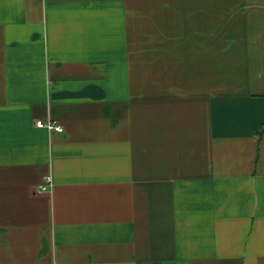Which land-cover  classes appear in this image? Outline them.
Segmentation results:
<instances>
[{"label": "crops", "instance_id": "obj_1", "mask_svg": "<svg viewBox=\"0 0 264 264\" xmlns=\"http://www.w3.org/2000/svg\"><path fill=\"white\" fill-rule=\"evenodd\" d=\"M263 130L264 0H0V264H264Z\"/></svg>", "mask_w": 264, "mask_h": 264}, {"label": "built area", "instance_id": "obj_2", "mask_svg": "<svg viewBox=\"0 0 264 264\" xmlns=\"http://www.w3.org/2000/svg\"><path fill=\"white\" fill-rule=\"evenodd\" d=\"M37 127L39 128H42V129H46V130H49V131H56V132H59V133H62L64 130H62V128L58 125H56L55 123H51V122H48V123H44L43 121H38L37 123ZM52 183L51 179L49 178L47 181H46V185H41L40 188L38 189L39 191H46L47 187L46 186H50Z\"/></svg>", "mask_w": 264, "mask_h": 264}, {"label": "trees", "instance_id": "obj_3", "mask_svg": "<svg viewBox=\"0 0 264 264\" xmlns=\"http://www.w3.org/2000/svg\"><path fill=\"white\" fill-rule=\"evenodd\" d=\"M264 131V130H263Z\"/></svg>", "mask_w": 264, "mask_h": 264}]
</instances>
